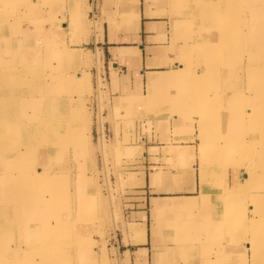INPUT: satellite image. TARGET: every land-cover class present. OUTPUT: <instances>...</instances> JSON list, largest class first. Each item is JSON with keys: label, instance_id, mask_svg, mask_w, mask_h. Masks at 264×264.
Listing matches in <instances>:
<instances>
[{"label": "rangeland", "instance_id": "rangeland-1", "mask_svg": "<svg viewBox=\"0 0 264 264\" xmlns=\"http://www.w3.org/2000/svg\"><path fill=\"white\" fill-rule=\"evenodd\" d=\"M33 1L0 0V101L6 98L1 92L2 75H14L16 83L23 84L25 90L32 89L31 93L17 94L15 102L14 93H5L12 103H3L4 108H0V198L5 199L0 210H6L0 212V248L8 253L7 257L0 256V264H73L62 250L77 247L74 245L79 237L90 243L87 247L93 258L86 264H122L124 261L111 246L115 232L124 225L122 204L137 190V184L127 180L142 169V136L157 134L169 141V135L172 139L189 133L195 137L196 128L201 151L212 154L215 161L211 172L216 171L212 174L216 175L218 188L213 187L212 196L221 193L223 175L230 166L238 167L250 178L247 185L242 176L239 192L228 197L231 204L226 213L238 214L239 222L226 224L235 225L238 232L231 227L214 237L201 257L226 262L225 255L219 256L223 250L227 257L238 254L242 264L243 249V264H264L256 263V255L249 251L246 242L252 237L251 228L244 225V221L264 214V182L257 183L260 175L264 179V121L255 123L256 118L264 120V34L258 39L264 33V25L258 23L264 22V2L208 0L216 10L215 17L209 24L212 26L203 29L208 24L196 20L194 13L205 0H181L182 6L185 1L189 5L185 10L193 14L197 24L196 29L184 30L192 36L184 63L194 75L180 74L175 68L173 81L178 84H172L173 91L162 89L153 95L154 103L168 104L170 120L142 125L141 117H137L143 106L139 100L135 101L139 102L137 106L130 103L124 108L123 118L116 119V99L108 91L101 53L83 44L90 34L101 32L96 22L100 0ZM257 5H263L262 10ZM243 11L255 26L247 36L237 28V24L244 26ZM218 35L226 38L222 40L227 45ZM249 44L254 45V53ZM202 49L208 54H200ZM67 52L76 56L70 57ZM250 68H259L262 80L252 86V95L248 93ZM215 90L219 94L214 95ZM228 95V101L233 102L227 101ZM149 96L145 103L150 101ZM190 96H195L196 102L188 101ZM200 97L207 99L201 102ZM177 100L182 104L179 120L171 121V115L177 114ZM255 100L261 102L257 111H253ZM161 111L151 112L157 118ZM29 115L45 121L49 130L41 134L43 142L36 149L25 146L29 130L14 140L5 135L13 125L24 129L23 121ZM106 121L112 125L109 130L103 125ZM118 123L123 126L121 135ZM68 124L71 131L64 134L61 129ZM52 132L55 139H63L62 144L45 145L44 139ZM196 139L199 144L200 139ZM14 148L16 156H12ZM199 162L198 156V171ZM32 175L33 179L28 180ZM202 175L211 180L209 170ZM27 194L33 197V203ZM43 224L52 228V237L42 235ZM34 228L38 229V238L33 236Z\"/></svg>", "mask_w": 264, "mask_h": 264}, {"label": "crops", "instance_id": "crops-1", "mask_svg": "<svg viewBox=\"0 0 264 264\" xmlns=\"http://www.w3.org/2000/svg\"><path fill=\"white\" fill-rule=\"evenodd\" d=\"M181 2L100 0V18L97 17L96 22L101 32L90 34L89 41L83 44L91 45L101 53V67L107 78L108 91L116 99V119L123 118L124 108H128L130 103L137 106V100L143 105L137 113L142 125L169 119L168 104L154 103L153 95L162 89L171 92L174 89L172 84L178 83L166 81L162 85H148L147 78L175 75L176 69L185 65L192 36L184 30L196 29L197 24L193 14L185 10L187 4L182 6ZM149 93L152 101L147 103L152 105H145ZM177 102V114L171 115V121L179 120L182 104ZM109 109L111 113L112 105ZM153 110H162V115L154 118ZM103 125L107 130L112 126L110 121ZM116 125L120 127L121 135L123 126ZM171 137L169 135L167 141V137L161 140L157 134L142 136V169L135 171L136 176L127 180L135 182L137 190L122 204L124 225L115 232L111 247L124 261L122 264H239L238 254L227 257L223 250L219 251V256L225 255L226 262L207 261L201 256L213 243L214 237L231 227L236 229L235 225L226 223L239 222V215L234 212L227 214L226 210L229 208L228 197L238 189L243 174L238 167L230 166L223 175L221 193L212 196L213 187L218 188L216 175L212 174L216 171L211 172L214 158L212 154L201 151L198 128L195 137L190 133L177 139ZM196 137L200 139L199 144ZM205 170L211 173V180L203 177ZM235 183L236 189L233 190ZM83 242L86 245L81 244ZM75 244L77 247L69 250L72 263H89L93 255L87 247L90 244L88 240L79 237ZM240 254L243 256V249ZM245 258L241 257L243 263Z\"/></svg>", "mask_w": 264, "mask_h": 264}, {"label": "bare ground", "instance_id": "bare-ground-1", "mask_svg": "<svg viewBox=\"0 0 264 264\" xmlns=\"http://www.w3.org/2000/svg\"><path fill=\"white\" fill-rule=\"evenodd\" d=\"M33 2H35V0ZM200 2H202V1H200ZM262 2H264V1L263 0H257L256 1V4H259V3H262ZM203 3H204L203 4L204 6H200V7H198L197 4H195L198 7L199 11L196 10V13H194V16H195V19L196 20H198V21H201L202 20L203 22H206V24H208V25L203 26V29H205V28H208V27H211L212 26V25H209V24H212L213 23L212 19L215 17V15H213V13H215L216 10L213 7H210V4H209L208 0H205ZM183 5L184 6L186 5V1H185V3H183ZM186 6L188 7L189 5H186ZM262 7H263V5H257V8L259 10H262ZM200 13H202L204 15L203 16V19H202ZM241 17H242L241 20H243L244 26H242V24H237V28H239L241 30V32H242V34L244 36H247L248 31H249V34H250L251 33L250 30L255 29V26H254V24L252 22H250L249 16H247V15L244 14V11L242 12V16ZM207 18H208V21H206ZM258 23L260 25H264V22H258ZM263 34L264 33H261L259 35V37H258L259 40L262 38ZM218 37L221 38V40L222 39H226L224 36H221V35H218ZM221 43L224 45V44H226L228 42L222 40ZM249 47H250V50H252L251 52L254 53V45L249 44ZM201 53L204 56V55H207L208 54V51H207V49H205V50L202 49L200 51V54ZM188 54L189 53H187L186 55H188ZM66 55H68L70 57H71V55L73 57L76 56L74 53H70V52H67ZM178 71H179L180 74H184V75H186V72L189 75L192 74V71L190 72V70H188V67L186 65L180 66V68H179ZM260 71L261 70L259 68H250L249 69V72H251V74L248 73L247 75L250 76L249 84H251V89L248 91V93L250 95H252V93H253L252 86H254L255 83H262V80L259 77V72ZM202 72L203 71H201L200 74L203 76L204 73H202ZM192 75H194V74H192ZM2 76H3V81L4 82H3V89H2L1 92L4 93L3 96L6 97V98H4L3 101H0V108H4L3 107V103H12L10 100H8L7 95L5 93H14V102H15L16 95L17 94H21V96H22L23 93H24V91L25 92H28V93H31L32 92V89L25 90L23 88V84L20 85L19 83H16L14 81L16 76H14V75H2ZM0 77H1V75H0ZM212 78H216V77L215 76H212ZM174 79H175V76L174 75H170V76H149L147 78V83H148V85H152V84L154 85V84H157L158 82L159 83H164L166 81L167 82H170V81H173ZM194 84L196 85V83H194ZM0 88H2V87L0 86ZM203 91H204V88L201 87L200 88V93L202 94ZM195 93H192V94L195 95ZM205 94H207V93L205 92ZM213 94L216 95V94H219V93H218L217 90H215V92H213ZM195 98H196L195 96H190V97L187 98V100L188 101H192V102H196V99ZM206 99L207 98H203V97L198 98V100L201 101V102L202 101L205 102ZM228 99H229V95L227 97V101H228ZM233 101H234V99H231L228 102H233ZM253 104H254L253 105V111H257V110L260 109L261 102L259 103V102H257L255 100V102H253ZM195 106H196V104H195ZM263 121L264 120L259 119V118H256L255 119V123H258L259 125ZM23 125H24V129H21V126L13 125V127L8 130L9 133L5 134L6 135V138L7 139L8 138L11 139V136H12V139L14 140L15 137L16 136H20L23 131L29 130L30 132H28V135H30V136L26 137V138H28L26 140H29V141L25 144V146L26 147H32V148L34 147L35 148L38 144L39 145H42V143H40V141L43 142L42 141L41 134H44V131H45V134H46V132L49 131L46 128L45 121H40L38 117L32 119V117L29 115V118L26 117V119L23 121ZM44 126H45V129H44ZM69 126H70V124L65 125L61 129L64 134H69V132L71 131V129H70L71 127H69ZM1 127H2V123L0 124V128ZM55 136H56L55 132L49 133V136L44 139L45 145H60V144H62L63 139H55ZM3 140H6V139H3ZM21 142H22L21 139L18 140V144H21ZM242 144H243V142H242ZM243 145H242V149H243ZM50 150H51V148H50ZM16 152H17V150L14 148L13 151H12V156H16ZM244 152H246V148L244 149ZM3 155H4V153H3ZM214 162L212 161V164H214ZM32 174L34 175V174H36V172H34ZM33 175H32V177L28 178V180L31 181V179H33ZM203 177L204 178L206 177V179H207V175H204ZM243 179L246 180V184H247V180L250 179L249 176L246 174V172L245 173L243 172ZM259 179L261 181H259L257 183H263L264 182V179L262 178V175L259 176ZM0 180H1V175H0ZM30 181H28V182H30ZM236 185L237 184L235 183L234 184V187H233V190L236 189ZM240 185H241V183H239L238 189L232 195H234L237 192H239ZM15 188L17 189L16 186H15ZM263 188H264V186H263ZM31 189L32 188H30L29 191ZM13 190H14V188H13ZM27 197L30 200L29 199H25V200H29L30 202L33 203V200H34L33 197L31 195H29V194H27ZM4 200H5L4 198H2V199L0 198V206H1V204H5V201ZM228 204H229V206L231 204V202L229 200H228ZM262 209H264V207H262ZM5 211L6 210L4 208L2 210H0V212H5ZM255 214H257V213H255ZM39 223H42V221H40ZM244 225H248L251 228V235H252V237L250 238V240H248V242H246L248 244L249 251H252L253 254H254V256L256 255V257H257L256 258V260H257L256 263L257 262L258 263H264V234H261L260 233L261 231H264V214H260V215H257L255 217H252V219L249 220V221H244ZM244 225H243V228H244ZM42 227H43V229H41L42 235H44L45 237H49V236L52 237V235H53L52 228L49 225H47V224H43ZM33 236H34V238H38L39 237L38 229L37 228H34ZM48 241H51V238ZM46 242H47V239H46L45 243ZM47 251H48V249H47ZM62 252H63V254L64 253L65 254L67 253V255L69 256V258L72 260V258L70 256V251L64 252V250H62ZM7 254H8L7 251H1V248H0V256L2 255L4 257H7ZM242 257H244V254H243ZM69 264H70V262H69Z\"/></svg>", "mask_w": 264, "mask_h": 264}]
</instances>
